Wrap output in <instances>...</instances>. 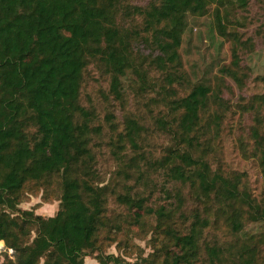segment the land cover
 Here are the masks:
<instances>
[{
    "label": "rangeland",
    "instance_id": "obj_1",
    "mask_svg": "<svg viewBox=\"0 0 264 264\" xmlns=\"http://www.w3.org/2000/svg\"><path fill=\"white\" fill-rule=\"evenodd\" d=\"M100 1L128 42L131 65L121 77L119 97L112 92V74L100 59L91 60L83 73L79 102L93 115L90 148L94 161L90 175L75 168L70 177L103 188L106 210L98 248L88 251L81 261L102 264L100 260L114 254L120 263L108 260L109 264H172L176 255L183 254L172 230L189 233L198 215L202 223L192 264H264V222L255 219L247 204L218 199L215 193L199 196L197 182L172 180L159 164L170 150L187 147L169 130V123L159 120L170 121L177 130L181 111L172 102L198 85L208 86V105L201 111L192 135L196 140L189 150L209 165L212 174L237 182L255 205L264 207L260 164L264 146L254 136L258 129L264 137V0H247L244 7L241 0L220 4L194 0L184 16L179 60L166 68L159 65L161 53L138 11L161 0ZM218 10L225 34L218 28ZM130 119L141 126L137 148L126 138ZM62 182L61 173L30 180L15 195L16 208L0 206V212L16 218L23 211L53 217L60 209ZM125 194L143 198L146 208L163 209L164 217L145 209L137 218L133 209L118 200ZM28 227L18 233L19 243L33 242L36 228ZM210 248L217 251L213 260ZM0 264H17L15 250L2 242ZM37 264H46V258Z\"/></svg>",
    "mask_w": 264,
    "mask_h": 264
},
{
    "label": "trees",
    "instance_id": "obj_2",
    "mask_svg": "<svg viewBox=\"0 0 264 264\" xmlns=\"http://www.w3.org/2000/svg\"><path fill=\"white\" fill-rule=\"evenodd\" d=\"M193 1L161 0L146 11L138 10L145 17L146 30L153 34L163 68L179 60L184 16ZM246 4L247 0H241L242 7ZM216 17L220 32L225 34L219 10ZM96 58L112 74V92L119 97L121 77L131 65L128 42L100 0H0V206L15 209V195L30 180L40 181L54 173L63 178L60 209L55 216L23 211L16 218L0 212V242L13 253L15 250L17 264H37L42 257L46 264H84L81 257L98 248L106 210L103 188L70 177L75 168L92 173L93 115L81 106L79 98L83 73ZM210 92L208 86L198 85L186 97L172 102L173 108L181 111L177 130L170 121L159 120L169 123V130L187 145L170 150L159 164L172 180L197 182L199 196L215 193L218 199L242 201L256 220L264 222V207L255 205L237 182L212 174L209 165L189 150ZM31 128L36 131L31 133ZM126 131V138L137 148L141 126L130 119ZM254 136L263 147L264 137L258 129ZM260 161L264 177V148ZM118 200L139 219L145 209L159 218L165 215L163 209L146 208L143 198L125 194ZM201 223L196 215L189 233L172 230L175 245L183 253L176 255L172 264H192ZM232 223L239 228L236 220ZM28 225L36 228V236L31 244L19 243L18 233L28 231ZM209 255L213 260L216 249L210 248ZM106 257L100 260L102 264H109L108 260L120 263L114 254Z\"/></svg>",
    "mask_w": 264,
    "mask_h": 264
}]
</instances>
